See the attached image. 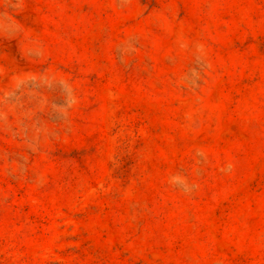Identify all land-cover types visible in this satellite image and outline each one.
<instances>
[{"label":"rangeland","instance_id":"374dc122","mask_svg":"<svg viewBox=\"0 0 264 264\" xmlns=\"http://www.w3.org/2000/svg\"><path fill=\"white\" fill-rule=\"evenodd\" d=\"M0 264H264V0H0Z\"/></svg>","mask_w":264,"mask_h":264}]
</instances>
